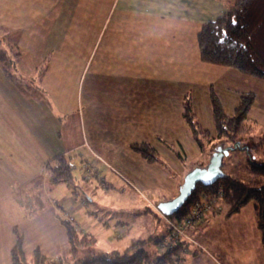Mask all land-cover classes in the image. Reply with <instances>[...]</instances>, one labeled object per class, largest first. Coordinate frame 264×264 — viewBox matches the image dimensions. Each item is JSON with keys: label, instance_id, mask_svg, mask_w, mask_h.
I'll list each match as a JSON object with an SVG mask.
<instances>
[{"label": "rangeland", "instance_id": "374dc122", "mask_svg": "<svg viewBox=\"0 0 264 264\" xmlns=\"http://www.w3.org/2000/svg\"><path fill=\"white\" fill-rule=\"evenodd\" d=\"M102 2L105 0H68L64 21L67 27L62 32H57L58 27L54 32L34 33L28 39L25 34L6 32L3 25L0 28V47L10 59L7 67L22 84L18 85L20 88L17 87L26 92L24 96L48 102L51 106L57 103L64 109L76 105V98L71 96L73 90L77 91L80 87L84 94L78 113L66 115L60 127V147L72 163L75 182L34 188L32 193L19 186L17 192L21 208L25 205L29 214L39 215L34 220H23L19 215L15 220L19 223V228L26 231L24 249L31 257L33 249L39 246L45 255H49L44 264H59V259L69 254L70 245L69 251L64 247L67 243L66 234L62 236L63 244H60L58 231L52 229L53 226L63 224L61 219H65V211L73 216L71 223L81 228L82 232L96 237V244L88 242V246L81 251L82 255L87 253L86 248L94 246L97 251L117 250L121 253L128 251L130 254L144 246L154 256L168 250L161 243L170 233L169 221L173 217L164 215L157 206L162 201L174 198L179 193L186 174L196 167L207 166L213 151L218 147L216 140L211 141L205 135L201 138V143L194 138L182 115L183 104L187 99L191 102L199 126L213 132L212 92L219 97L228 114L234 112L240 95L254 93L255 103L247 120L250 126L247 131L250 133H243L242 138L244 145H250V148L230 149L223 156L222 169L226 173L248 177L251 175L250 161L264 162V151L259 146L253 147V143L258 142L264 133V78L243 73L234 67L205 63L197 56L193 58L192 66H187L190 71L188 79L167 81L164 89L170 93L168 96L152 94L154 90L145 89L149 93L147 102L150 103L145 106L146 113L134 112L139 108V96L134 93L137 92L134 89L124 91L125 94L127 92L121 99L124 104L120 101L112 104L111 93L107 104L105 75L99 79L91 77L96 69V57L92 62L93 71L89 69L90 54L83 56L82 61L77 60V65L73 66L74 60L79 57L77 52L90 51L86 48L89 45L87 32L103 28L99 35L100 38L103 36L104 42L111 33L106 32L120 24L121 20L124 25L145 24L146 21H151L150 24L153 25L163 19L144 15L129 16L127 19L121 6L116 7L111 18L106 19ZM89 4L94 6L93 10H89ZM217 15L218 13L211 19H216ZM146 48L149 49V45ZM100 51L104 52V44L101 42L97 55ZM104 61L101 66L103 71ZM169 61L171 64L166 62L165 70L170 75L175 69L186 71V62L180 63L173 59ZM81 66L84 68L83 78L78 76ZM146 66L147 70H152L153 66ZM68 67L72 68V74L77 75L72 76V80L71 73L70 76L64 73H69L66 70ZM76 77L79 78L74 81ZM93 82L95 92L91 91ZM23 87H29L28 92ZM114 91L116 87L113 88ZM165 100L170 103L172 113L157 114L163 120V125L155 124L149 120L154 115L149 111L154 109L155 104ZM40 114L41 112H36L34 118L40 119ZM138 117H145V123H141L142 127L139 128ZM40 122L45 126V119H40ZM49 122L52 126L51 119ZM152 125L159 128L155 129ZM143 139L158 151L157 160L147 162L137 152L135 146H139ZM37 150L36 146V154L39 153ZM20 169L19 184L25 182L23 176L26 174H22ZM45 174L49 182L48 166ZM27 188L30 189V186L27 185ZM213 196L216 197L213 209L187 229L196 243L191 242L187 252L180 250L181 254L184 252V264H264V258L258 257L256 253L259 234L264 243L257 221L256 202L251 201L236 213L229 214V206L219 193L209 195L206 199L214 198ZM53 208L58 213L57 218ZM211 218L217 219L210 222ZM53 220L56 223L53 224ZM8 230L9 227L7 229L3 224V236H6ZM13 234L16 236L15 232ZM134 239L147 241L133 246ZM5 263L0 256V264Z\"/></svg>", "mask_w": 264, "mask_h": 264}, {"label": "crops", "instance_id": "0c3cea01", "mask_svg": "<svg viewBox=\"0 0 264 264\" xmlns=\"http://www.w3.org/2000/svg\"><path fill=\"white\" fill-rule=\"evenodd\" d=\"M226 1L232 0H105L102 2V7L106 13V19L111 18L115 8L121 6L127 19L129 16L142 17L144 15L157 16L163 20L153 25L150 24L151 21H146V25L141 23L124 25L121 20L120 24L106 32V34L109 31L111 33L104 42H102L103 36L100 38L99 35L103 32V28L95 31L89 30L87 32L89 33V40L87 39L89 45L85 47L90 51L87 53L84 50L77 52L79 57L74 60L73 66L77 65V60L82 61L83 56L90 54L91 66L89 69H92V62L96 57V69L95 71L92 69L91 77L99 79L105 75L107 104H109L110 93L112 104L117 101L124 104L121 101L127 95V92L125 94L124 91L134 89L137 91L134 93H138L139 96L137 98L139 108L134 112L141 114L143 111L146 113L145 106L150 103L147 102L146 97L149 95L145 89L154 90L155 92L152 94L167 95L169 92L164 89L167 81L178 82L188 79L187 76L190 72L187 68L188 64L192 66V60L197 56L200 59L197 33L203 23L214 18L212 16L216 13H218V17L226 10ZM67 3L68 0H0V28L3 25L6 32L25 34L28 39L32 38L34 33L54 32L58 27L59 31L57 32H62L67 27L64 22ZM88 8L93 10L94 6L89 4ZM100 42L104 44V52L100 51V54L97 55ZM142 43L149 45V49ZM170 59L179 60L180 63L186 62V71L175 69L172 75L166 72V62L171 64ZM103 60H105V71L101 69ZM173 64L175 65L176 62ZM146 65L153 66L152 70H147ZM71 69L66 68L69 73L66 71L64 73L70 76ZM83 70L84 68L81 66V70L78 72V76L81 78H83ZM72 76L77 75L71 73V80ZM78 78H74V81ZM94 85L95 82L91 85L92 92L96 91H94ZM115 87L116 91L113 92ZM143 90L145 91L143 92ZM71 96L76 98V105L73 108L64 109L57 103H53L51 106L48 102L35 101L24 96L23 92L11 80L3 67V61L0 60V256L4 258L5 264H12L11 249L16 241V236L13 234L14 228L17 227L23 233L24 238L26 236V231L20 229L19 223L15 220L19 218V215L23 220H34L39 216L35 213L29 214L25 205L21 208V204H18L19 186L25 187L24 191L32 193L34 188L53 185L45 177L47 164L54 156L64 152L60 147L62 120L66 115L78 113L84 94L79 87L77 91L76 89L72 91ZM170 106L167 100L155 104L154 109L149 111L154 114L150 116L152 119L149 120L155 124L163 125V120L157 114L172 113ZM36 112H41L40 119L46 120L45 126L43 122H40V119L34 118ZM112 112L114 113V110ZM139 118H137L139 121L137 128L142 127L141 123H145V117ZM50 119L53 122L52 126L49 124ZM152 126L155 129L159 128L156 125ZM141 142L147 141L143 139ZM36 146L42 157L39 153H35ZM19 168H21L22 174L26 172L23 176L25 182L20 183L21 185L18 182ZM27 185L30 186V189L27 188ZM53 211L57 218V211L54 208ZM213 219L216 221L217 218H211L210 222L214 221ZM15 222L17 223L15 224ZM61 222L62 225L53 226L52 229L58 231L59 242L63 244L62 236L66 234L65 237H67V232L63 219ZM54 223H56L55 220H53ZM3 224L7 226V229L9 227L6 236H3L2 233ZM260 235L256 253H258V257L264 258V243ZM64 247L69 251L68 237ZM36 248L40 249L39 246H36L33 250Z\"/></svg>", "mask_w": 264, "mask_h": 264}, {"label": "trees", "instance_id": "16d2710c", "mask_svg": "<svg viewBox=\"0 0 264 264\" xmlns=\"http://www.w3.org/2000/svg\"><path fill=\"white\" fill-rule=\"evenodd\" d=\"M197 43L201 61L234 67L243 73L264 78V0L228 1L227 9L221 15L202 24L197 33ZM0 60L3 61V67L11 80L17 86L22 85L7 67L9 56L1 47ZM23 89L28 92L29 87ZM210 99L214 119L213 132L211 129L199 126L200 123L193 114L188 99L183 104L182 115L194 138L201 143V138L205 135L211 141L216 140L217 146H234L238 142L239 147L250 148V145L249 147L244 145L242 138L243 133H247V128H250L247 120L249 111L255 103V94L249 92L240 95L238 105L232 114L226 113L221 100L214 92L211 93ZM256 146L264 151V133L259 137L258 142L253 143V147ZM135 148L147 162L158 159V151L148 142L140 143ZM47 166L50 170L51 184L75 182L73 166L66 154L54 156ZM249 169L251 175L248 177L224 172V175L211 185L199 183L185 204L171 215V218L180 221L204 196L222 193L223 199L229 206V214L236 213L251 201L256 202L259 227L264 237V162L250 161ZM63 222L66 226L70 251L67 256L59 259V264H176V257L181 253L180 245L158 252L156 256L148 252L144 246L139 247L134 254L128 251L121 253L117 250L102 252L97 251L94 246L86 248L87 253L82 255L81 251L88 246V242L96 244V237L82 232L78 226L66 219H63ZM14 230L16 241L11 249L12 264H44L48 256L36 248L29 257L24 249L23 233L17 227ZM146 241L134 239L132 245L144 244ZM158 241L160 242L161 239Z\"/></svg>", "mask_w": 264, "mask_h": 264}, {"label": "water", "instance_id": "95a60500", "mask_svg": "<svg viewBox=\"0 0 264 264\" xmlns=\"http://www.w3.org/2000/svg\"><path fill=\"white\" fill-rule=\"evenodd\" d=\"M237 142L234 146H218L212 153V158L207 166L196 167L189 171L179 188V193L172 199L162 201L158 204V209L164 215H173L177 212L187 201L192 192L197 188L199 183L211 185L218 178L224 175L222 169L223 156L228 153L230 149L239 147Z\"/></svg>", "mask_w": 264, "mask_h": 264}, {"label": "built area", "instance_id": "2783aa9c", "mask_svg": "<svg viewBox=\"0 0 264 264\" xmlns=\"http://www.w3.org/2000/svg\"><path fill=\"white\" fill-rule=\"evenodd\" d=\"M219 196L222 197V193H219ZM207 197L208 196L197 201L193 205L188 215L185 216L182 220L169 221L170 233H168V235L161 243V245L165 249H171L180 245L182 246L181 251L187 252L189 250V244L193 241L194 243H196V241L188 234L187 229L189 227H192V225L196 222L202 220L206 213L210 212V210L213 209V203L215 202L216 197L213 196L214 198L206 199ZM63 216L68 221L74 219L73 216H71L67 211L63 212ZM183 253L177 255L176 264H184Z\"/></svg>", "mask_w": 264, "mask_h": 264}, {"label": "snow or ice", "instance_id": "6c2138e0", "mask_svg": "<svg viewBox=\"0 0 264 264\" xmlns=\"http://www.w3.org/2000/svg\"><path fill=\"white\" fill-rule=\"evenodd\" d=\"M233 23H235V21H233Z\"/></svg>", "mask_w": 264, "mask_h": 264}, {"label": "flooded vegetation", "instance_id": "af4514ba", "mask_svg": "<svg viewBox=\"0 0 264 264\" xmlns=\"http://www.w3.org/2000/svg\"><path fill=\"white\" fill-rule=\"evenodd\" d=\"M214 152V151H213Z\"/></svg>", "mask_w": 264, "mask_h": 264}]
</instances>
